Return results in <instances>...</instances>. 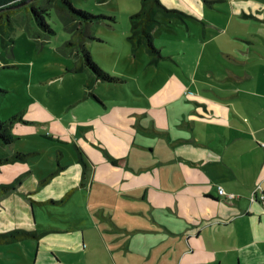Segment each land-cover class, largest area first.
I'll return each mask as SVG.
<instances>
[{
    "label": "crops",
    "instance_id": "0c3cea01",
    "mask_svg": "<svg viewBox=\"0 0 264 264\" xmlns=\"http://www.w3.org/2000/svg\"><path fill=\"white\" fill-rule=\"evenodd\" d=\"M217 1L224 0L162 3L207 23L201 9L207 4L213 8ZM227 1L230 8L222 9L228 13L225 26L215 21L208 24L224 33L203 36L197 39L198 44L192 43L196 69L212 73L217 82L198 83L194 76L191 83L169 91L161 102L155 92L145 94L146 108H139L143 110L140 113L133 110L135 106H117L101 116L115 131L133 134L131 145L137 150L112 156L111 163L94 161L88 154V160L73 156V161L63 163L65 154L57 150L56 163L41 181L46 185L42 187L40 177H28L31 168L27 158L31 153L14 149L17 137L10 148H5V155L15 150L29 156L0 164V189L19 179L10 190L0 191V233L17 230L30 235L0 242V264H139L141 258L147 264H264V202L250 201L257 189L264 191V4L256 0ZM165 17L167 20L158 18L152 31L159 56L153 61L146 52L149 62L156 65L161 58L172 59L170 53H162L164 46L154 41L157 32L172 26L171 17ZM227 36L228 42L224 41ZM75 54L76 67L77 48ZM215 57H219V65L210 61ZM257 58L259 62H252ZM163 67L172 73L171 65ZM78 70L85 71L91 86L95 83L87 66ZM247 81L252 84L246 86ZM90 94L104 106L94 92ZM140 95L133 92L132 101L141 102L136 98ZM131 113L137 114L133 117ZM4 116L10 117L8 112ZM150 135L154 142L138 140V136ZM44 137L52 139L48 134ZM86 179L88 184L83 182ZM100 186H115L120 195L142 203L143 214L151 217V221L147 217L146 227H120L122 234L126 231L130 235L126 240L119 237L113 245L120 257L112 249L109 256L99 257L106 251L104 231L112 230L109 223L104 227L96 220L93 227L74 224L71 217L62 219V215L71 213L66 210L54 211L59 217H53L54 221L38 220L37 207H62L78 187L91 194ZM218 186L225 195L218 193ZM93 212L97 211L88 208L92 218Z\"/></svg>",
    "mask_w": 264,
    "mask_h": 264
},
{
    "label": "rangeland",
    "instance_id": "374dc122",
    "mask_svg": "<svg viewBox=\"0 0 264 264\" xmlns=\"http://www.w3.org/2000/svg\"><path fill=\"white\" fill-rule=\"evenodd\" d=\"M69 1L75 9L103 17L84 21L68 7L58 8L52 1L38 0L37 4L48 8L45 21L52 33L32 23L24 8L12 13L10 22L0 20V120H4L7 112L10 117L17 115L10 128L13 136L17 137L14 149L31 153L27 158L31 168L28 177L37 175L41 184L53 170L57 150L65 154L61 157L63 163L73 161V156L88 160L87 154L94 161L110 162L112 156L121 157L137 150L131 145L133 134L115 131L102 120L101 116L113 107L135 106L137 109L133 110L140 113L143 110L139 108H146L145 94L155 92V97L161 102L169 91L176 90L184 83H191L194 76L198 83L217 82L212 73L204 74L202 69H196L197 56L192 45L203 36L223 34V30L219 31V28L208 24L215 21L224 25L228 13L222 9L230 8L227 0L215 2L213 8L205 5L200 14L207 23L185 15L171 17L172 26H162L165 32H157L154 41L156 45L164 46L162 53H170L172 59L161 58L160 64L156 65L149 62L150 56L144 48L133 51L127 38L130 34V15L139 10L140 0ZM256 1L264 4V0ZM160 2L163 4L162 0ZM155 17L167 20L161 12H157ZM227 37L224 38L226 42L230 40ZM181 39L185 42L182 43ZM79 40L92 60L102 70L116 76L119 82L98 80L91 86L85 71L74 69ZM231 40L241 44L237 39ZM211 60L220 64L219 57ZM258 60L253 59L252 62ZM166 65L172 66V73L163 69ZM251 84V81L245 82L246 86ZM90 92H94L100 101L103 100L104 106L97 103ZM133 92L141 94L136 97L141 102L132 101ZM13 107L14 111L10 110ZM149 131L152 133V130ZM45 134L52 139L44 137ZM152 137L138 136V140L154 142ZM78 148L83 150L82 154ZM4 150L0 147V157L6 156ZM87 163L91 168L92 164ZM0 175L3 173L0 172ZM88 180L83 182L88 184ZM44 186L45 183L42 184ZM142 206V203L120 195L115 186H100L94 187L91 194L85 188L78 187L62 207L46 209L44 204L37 209L39 222L54 221L53 217H57L54 211L66 210L71 213L62 215V219L71 217L74 224L93 227L97 223L104 227L109 223L112 230L104 231L106 251L101 252V259L109 256L111 249L113 254L117 253L116 256L120 257L113 245L119 237L126 240L130 236L126 235V231L122 234V225L131 228L132 225L146 227L149 224L151 217H148V213L143 214ZM88 208L98 213L93 212L92 218L87 214ZM123 253H126V249ZM126 257L124 254V259ZM139 264L147 262L141 258Z\"/></svg>",
    "mask_w": 264,
    "mask_h": 264
},
{
    "label": "trees",
    "instance_id": "16d2710c",
    "mask_svg": "<svg viewBox=\"0 0 264 264\" xmlns=\"http://www.w3.org/2000/svg\"><path fill=\"white\" fill-rule=\"evenodd\" d=\"M53 2L58 8L68 7L74 14L81 16L84 21H90L91 19L100 18L103 16H96L81 9H75L71 5L69 0H46L47 3ZM36 2V3H35ZM38 0H0V20L4 22H10V15L21 8L28 11L29 19L32 23H35L39 28L47 33H52V29L45 21V14L47 9L44 6L37 4ZM157 12H161L167 17L181 16V12L175 9H169L161 4L160 0H140V8L137 12L130 15V34L128 35V41L133 51L137 48L144 47L146 52L151 56V59L155 61L159 56V50L153 43V29L159 23V20L155 17ZM1 17H4L2 19ZM81 31V30H80ZM81 38V37H79ZM78 54L79 59L74 69L78 70L82 65L87 66L92 72L91 82L98 80L106 82H117V77L110 75L102 70L91 58L89 52L85 49L84 45L79 42ZM17 119V115H13L7 119L0 120V147L10 148L15 141V137L10 132L13 121ZM29 156V153L21 151H13L11 154L4 157H0V164L23 161ZM117 160H112V163H117ZM45 179L43 180V182ZM15 182L2 185L0 191L5 192L16 183ZM30 233L26 231H10L6 233H0V242H9L13 240H19L23 237L29 236Z\"/></svg>",
    "mask_w": 264,
    "mask_h": 264
},
{
    "label": "built area",
    "instance_id": "2783aa9c",
    "mask_svg": "<svg viewBox=\"0 0 264 264\" xmlns=\"http://www.w3.org/2000/svg\"><path fill=\"white\" fill-rule=\"evenodd\" d=\"M217 191L220 195H225V191L221 186L217 187ZM226 196L232 197V194H227ZM251 202H264V191L262 189H257L255 192H253L250 196Z\"/></svg>",
    "mask_w": 264,
    "mask_h": 264
}]
</instances>
